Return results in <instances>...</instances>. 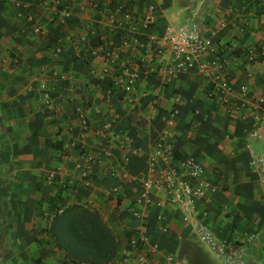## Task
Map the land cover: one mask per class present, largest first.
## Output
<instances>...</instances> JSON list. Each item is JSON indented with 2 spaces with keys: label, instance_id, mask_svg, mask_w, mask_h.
Segmentation results:
<instances>
[{
  "label": "crops",
  "instance_id": "1",
  "mask_svg": "<svg viewBox=\"0 0 264 264\" xmlns=\"http://www.w3.org/2000/svg\"><path fill=\"white\" fill-rule=\"evenodd\" d=\"M46 1L47 7L40 0H0V264H65L47 229L56 211L76 205L100 213L118 250L137 245L152 264H221L168 200L152 194L146 202L140 181L158 176L150 159L160 148L170 157L165 171L175 166L184 173L196 158L206 177L220 182V190L198 204V217L237 247L245 263L264 264V167L258 161L264 139L250 137L255 112H228L208 96L211 81L197 72L146 76L139 49L121 46L125 39L110 21L111 12L119 19L126 11L142 19L155 4L148 37L196 24L204 37L264 53V0ZM60 5L72 10L62 28L55 22ZM91 25L100 42L119 48L114 63L97 50ZM35 26L46 32L36 33ZM228 69L236 88L248 86L252 100L264 96V56L253 66L230 63ZM129 75L136 78L137 103L121 89ZM173 111L179 114L170 117ZM82 113L91 124L84 139ZM63 152L69 162L61 161ZM83 155L99 162L78 187L73 164ZM58 168L65 186L49 181Z\"/></svg>",
  "mask_w": 264,
  "mask_h": 264
},
{
  "label": "built area",
  "instance_id": "2",
  "mask_svg": "<svg viewBox=\"0 0 264 264\" xmlns=\"http://www.w3.org/2000/svg\"><path fill=\"white\" fill-rule=\"evenodd\" d=\"M40 1L44 7L49 5L46 0ZM155 8V4L151 5L142 19L130 11L124 12L119 19L116 12L110 13L112 30L114 28L120 30V35L125 39L121 46L129 42L139 49L141 56L139 68L143 67L142 73L148 77L165 76L170 79L182 74L197 72L211 81L208 96L215 97L228 112L242 108L254 111L256 125L250 132V137L253 140L264 139V96L252 100L248 86L243 85L239 89L236 88L230 79L228 69L230 63H241L244 67L253 66L262 60L264 53L256 46L247 47L239 52L236 44H221L212 37L202 36L196 24H185L177 29L169 28L162 37H148L146 30L156 22ZM71 11L69 5L57 7L55 22L59 28L66 25ZM28 21L33 23L34 17L29 16ZM90 27L92 36L98 40L97 26L91 25ZM34 30L39 34L46 32L37 26ZM96 45L104 59L111 64L114 63V51H118L119 48L113 50L99 40ZM125 69L130 68L125 66ZM108 70L109 68H105L104 71ZM121 89L126 94L125 99L128 102L137 103L139 101L137 82L133 75L128 76ZM178 114V111H173L170 117ZM80 123V137L84 139L91 127L84 113L80 114ZM170 123L173 124V120ZM97 135L102 136V133L97 132ZM121 140L126 143L129 138L122 136ZM109 152L110 150L107 156L110 155ZM60 157L63 163L70 161V156L65 152L60 154ZM80 158L84 161L73 164L78 175L74 176L73 182L78 187L85 186L90 180L92 176L90 165L99 162L98 159L89 155H83ZM169 159L167 152L161 148L151 157L150 165L158 176L155 179L144 178L140 181L146 202H151L152 194L163 196L182 213L183 219L192 225L199 240L221 264H247L243 253L237 247H232L226 239H219L212 227L203 218L198 217V204L207 202L213 194L217 193L221 188L220 182L209 180L206 177L205 167L196 158L187 161V170L184 173L179 172L175 166L170 171H165L164 163H168ZM258 161L260 167L263 168L264 156ZM62 173H64L62 168L51 172L49 181L52 184L59 183L65 186L67 182L60 178ZM109 264H152V259L149 253L135 245L134 250L120 249L115 259Z\"/></svg>",
  "mask_w": 264,
  "mask_h": 264
},
{
  "label": "trees",
  "instance_id": "3",
  "mask_svg": "<svg viewBox=\"0 0 264 264\" xmlns=\"http://www.w3.org/2000/svg\"><path fill=\"white\" fill-rule=\"evenodd\" d=\"M47 232L65 264H109L119 251L116 236L100 213L83 206L56 211Z\"/></svg>",
  "mask_w": 264,
  "mask_h": 264
}]
</instances>
